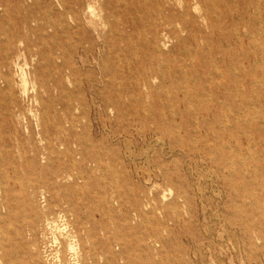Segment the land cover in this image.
Segmentation results:
<instances>
[{"label":"rangeland","instance_id":"374dc122","mask_svg":"<svg viewBox=\"0 0 264 264\" xmlns=\"http://www.w3.org/2000/svg\"><path fill=\"white\" fill-rule=\"evenodd\" d=\"M84 1L78 24L57 0H0L21 7L0 6V264L12 246L24 260L22 215L58 203L29 187L51 170L46 136L108 152L80 165L78 213L108 226L93 240L114 264H264V0ZM64 223H38L50 257Z\"/></svg>","mask_w":264,"mask_h":264},{"label":"bare ground","instance_id":"6f19581e","mask_svg":"<svg viewBox=\"0 0 264 264\" xmlns=\"http://www.w3.org/2000/svg\"><path fill=\"white\" fill-rule=\"evenodd\" d=\"M57 1L58 5L62 8L61 14L64 16L71 15L73 21L78 24L83 23L85 17L94 14L92 13V5L88 4V7H85L84 0ZM183 2L186 7L189 5L190 0H183ZM19 5L20 4L15 5V7L12 8L9 4H0V6H3L6 13L14 12L16 15L21 14V7ZM167 20L168 23H170L169 19ZM18 22L19 20H16L15 24H18ZM26 24H28V19ZM1 27L2 23L0 21V28ZM30 31H34V29L30 28ZM10 39L14 42H21L25 40V34L21 29L16 28L15 31L10 34ZM157 39L158 36L156 40ZM19 52L20 50L16 49L13 53H5L2 66L7 69L9 74L12 73V66L17 64V59L20 54ZM27 76L28 73L23 71L22 77L25 82L27 81ZM7 81L8 83L11 82V80ZM106 102L107 106H112L109 100ZM74 143L77 144L76 141H66L59 137L50 138L46 136L45 150L47 153L43 154V159L47 162H53L50 167L51 170L46 180L40 181V179L34 175L37 170H44L45 167H35L31 172L28 169L27 173L30 175L29 187L33 188V192L36 196L39 195L41 198H44L45 201L48 202L47 197L49 195L50 197L56 198L58 203L51 205L48 202V205H46L41 212H39V210L33 215H22V235L20 233L19 236L21 239L20 247L23 253L22 259L24 260L23 262L17 263L12 259V253L16 251V248L12 246L10 247L11 251L4 250V254L1 257L3 261H9V263L5 262V264H100L101 262H103V264H114V257L108 241L105 242L103 250H99L97 243L93 240L94 234L98 232H103L104 236L108 238V226L102 225L99 227L91 217L82 219L78 213L82 204L78 199L81 191L80 180L86 179V174L81 170L80 165L84 164L90 165L92 168H100L103 166L105 160L109 158V155L105 149L96 147L93 141H90V148L86 143H82L81 149L77 148L73 150L72 145ZM158 167L161 170L163 169L159 164ZM62 221H64V224L66 225L63 228V231L65 230L64 233L70 238V241L68 243H62L61 250L50 257L49 254H47V246L49 242L44 241V246L41 248L40 245L34 241L36 228L38 223H41L44 228L52 230L59 229L60 231V222ZM85 221L92 224L90 228L85 227ZM0 223H4V219L1 217ZM67 225L70 226V229L67 228ZM83 230L92 240V246L87 251L78 250L74 245V240L80 238V233ZM1 231L4 232L2 229ZM27 237H29V239ZM31 246H34L35 250H31Z\"/></svg>","mask_w":264,"mask_h":264}]
</instances>
